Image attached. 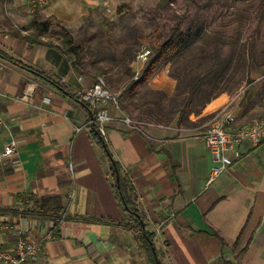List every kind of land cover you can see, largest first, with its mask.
I'll return each instance as SVG.
<instances>
[{
	"label": "crops",
	"instance_id": "crops-1",
	"mask_svg": "<svg viewBox=\"0 0 264 264\" xmlns=\"http://www.w3.org/2000/svg\"><path fill=\"white\" fill-rule=\"evenodd\" d=\"M120 1L0 0V52L13 59L0 54V153L15 143V153L0 159V209L32 206L31 196H55L54 211L66 214L56 222L0 211L1 247L12 248L17 232L40 243L24 264H150L135 229L75 218L120 221L127 215L91 126L75 131L93 114L75 92L90 86L94 75L75 71L46 38L54 23L70 27L98 12L114 15ZM43 21L49 30L35 36V23ZM175 86L165 76L152 90L169 94ZM110 110L114 119L105 124L104 140L132 180L160 263L264 264V143L243 142L241 157L205 186L211 156L194 136L209 119L195 126L181 114L169 123L142 120L152 124L143 134L118 119L122 111Z\"/></svg>",
	"mask_w": 264,
	"mask_h": 264
},
{
	"label": "rangeland",
	"instance_id": "rangeland-1",
	"mask_svg": "<svg viewBox=\"0 0 264 264\" xmlns=\"http://www.w3.org/2000/svg\"><path fill=\"white\" fill-rule=\"evenodd\" d=\"M163 3L121 0L114 15L98 12L70 27L54 23L46 38L63 46L62 38L70 35L82 46L81 68L102 77L121 111L133 119L169 123L182 114L195 126L226 104L239 124L264 116V0ZM174 26L184 32L199 28L200 35L140 78L152 55L149 47L165 40ZM145 50L151 53L138 59ZM165 76L176 80L170 95L152 90Z\"/></svg>",
	"mask_w": 264,
	"mask_h": 264
},
{
	"label": "built area",
	"instance_id": "built-area-1",
	"mask_svg": "<svg viewBox=\"0 0 264 264\" xmlns=\"http://www.w3.org/2000/svg\"><path fill=\"white\" fill-rule=\"evenodd\" d=\"M148 50L141 51L137 58L145 60ZM64 81V78H62ZM75 97L93 110V117L82 126H76L79 131L86 125L95 124L97 132L105 139V124L114 119L111 107L121 113L116 95H114L102 77H96L92 84L75 92ZM118 119L135 131L145 134V126L152 124L122 115ZM2 122L0 116V123ZM195 132V138L201 142L211 156L210 173L205 181V186L210 185L218 176L226 172L240 157V146L248 141L252 147L264 143V116L247 124H239L235 114L229 109V104L216 111L209 120ZM15 153V143L9 142L0 153V159ZM69 170L72 174V165ZM73 192H71V195ZM63 212L59 219L64 220ZM18 239L12 248L0 246V264H24L40 250V243L17 232ZM50 236V234H47Z\"/></svg>",
	"mask_w": 264,
	"mask_h": 264
},
{
	"label": "trees",
	"instance_id": "trees-1",
	"mask_svg": "<svg viewBox=\"0 0 264 264\" xmlns=\"http://www.w3.org/2000/svg\"><path fill=\"white\" fill-rule=\"evenodd\" d=\"M233 1H248V0H233ZM162 2L165 3L167 2V0H162ZM35 25L37 27L36 30L37 33L36 35L34 34L35 36L37 35L39 36V34L49 30L50 28V23L48 21L36 22ZM13 34L29 42H37L35 37L32 36L20 35L19 32L17 31H14ZM199 35H200L199 28L196 29L191 28L184 32L178 26H174V28L170 31L169 36L165 40L149 47L152 51V55L147 60V62H145V64L142 66V69L140 71L141 73L140 78L142 79L148 78L156 70V68L160 63L169 61V57H172L174 54H179L181 51L187 48V46L191 42H193ZM62 45L63 46H57V48L71 60L75 71L80 72L82 65V58H83L82 46L74 43L70 35H65L62 38ZM0 54L3 55L8 60L11 61L13 60L11 57L7 56L2 52H0ZM38 74L46 78L52 84L59 86L56 82L49 79L46 75L42 73H38ZM142 79L137 81V83H140ZM59 88L61 87L59 86ZM90 126H91L90 134L92 136V139L102 148V150L104 151L105 155L109 160V179L115 191L116 197L127 215L128 221L127 222L125 220L116 221L114 219L102 218V217L78 216L75 218H79L88 222H95V223H105V224L118 223L122 226L135 229L138 232V238L140 240L141 246L150 264H161L153 242L154 234L146 230H143L141 227L142 226L141 223L143 222L144 224L145 217L143 213L139 211L137 208V194L131 178L127 173H125L122 170L121 166L116 161H114L110 156L105 140L103 139L102 136L98 134L96 125L92 124ZM29 199L32 202V206H27L21 209L5 208V209H0V211H4V212L8 211L12 214H17L22 216L34 215L40 217H44V216L52 217L56 220V222L58 221L60 215L57 213V211H54L56 210L55 196L40 197V198L31 196ZM242 250L244 249H241V251ZM222 264H231V263L228 261L226 262L223 261Z\"/></svg>",
	"mask_w": 264,
	"mask_h": 264
},
{
	"label": "water",
	"instance_id": "water-1",
	"mask_svg": "<svg viewBox=\"0 0 264 264\" xmlns=\"http://www.w3.org/2000/svg\"><path fill=\"white\" fill-rule=\"evenodd\" d=\"M141 225H142V226H141V227H142V229H143V230H145V229H144V224H143V222L141 223Z\"/></svg>",
	"mask_w": 264,
	"mask_h": 264
}]
</instances>
